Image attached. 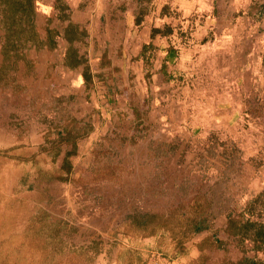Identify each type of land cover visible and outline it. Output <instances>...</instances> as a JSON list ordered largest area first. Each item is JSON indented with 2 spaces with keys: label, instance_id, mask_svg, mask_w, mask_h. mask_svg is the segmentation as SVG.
Wrapping results in <instances>:
<instances>
[{
  "label": "rangeland",
  "instance_id": "1",
  "mask_svg": "<svg viewBox=\"0 0 264 264\" xmlns=\"http://www.w3.org/2000/svg\"><path fill=\"white\" fill-rule=\"evenodd\" d=\"M164 2L0 0V264H264L217 226L223 214L226 227L239 218L264 182V0H217L215 19L234 20L215 45L227 55L205 47L210 37L193 42L188 28L172 75L154 80L141 31L149 13L157 23L178 17ZM69 21L85 32L75 47L88 81L83 66L62 64ZM50 37L55 45L39 48ZM137 42L140 68L126 77ZM219 62L225 72L213 69ZM118 99L119 120L92 156L87 139L79 153L75 136L89 131L102 101L113 108ZM173 213L200 229L139 235L148 216Z\"/></svg>",
  "mask_w": 264,
  "mask_h": 264
},
{
  "label": "crops",
  "instance_id": "2",
  "mask_svg": "<svg viewBox=\"0 0 264 264\" xmlns=\"http://www.w3.org/2000/svg\"><path fill=\"white\" fill-rule=\"evenodd\" d=\"M135 1H138V0H135ZM216 1L217 0H165L164 3H168L166 5H169L170 7L172 6L173 10L178 12V17L176 14H175V17L165 16V19L160 20L159 23L153 21V15L155 13L154 12L149 13V15L151 16H147V18L143 22L142 24L143 30L141 31V34L145 33L143 35L147 36L143 40L142 46H148L150 56L146 58V61L149 63V67L151 68V74H153L154 80L158 79V77L161 75L162 77H165V76L170 77L172 75V72L170 69L167 68V65L171 66V64H173L175 60H181L180 53L182 51V43H180L181 40L179 38L180 32L186 31L188 28H190V31L191 32L193 31V33H190L189 35L190 36L195 35V39H192L193 42L194 40L198 39L201 35H204L205 38L210 37V38H206V40L204 39L205 40L204 42L207 44L205 47H210L212 52L216 51L215 50L216 43L218 44L216 47H219L220 40L224 37H227V36L229 37L230 33L228 32V30L229 28H233L232 24L234 23V20L233 19L225 20L222 18L215 19L214 12H219V8H217L216 6ZM233 4H235V1L233 2ZM160 9H161V6L157 8L158 13L160 12ZM131 14L133 13H132V10L130 9L125 14V17L127 20L130 18ZM193 17H195V20H193ZM205 18L207 21H202V19H205ZM165 26H168L171 29V31L168 34L157 33V34L152 35L151 31L153 29L162 30ZM182 38H183L182 42L187 40L185 39L187 38V35H183ZM138 45L139 43L137 42L135 46V53L133 51L132 54L125 55V56H129L127 65L123 67V71H122L123 75H125L126 77L129 72L128 70L129 67H131L133 71H137L140 68V62L138 61V57H139L141 48ZM221 51L217 50L216 51L217 53L215 52L217 56H224V55H227L228 53L226 51L225 52H221ZM40 58L42 59L45 57L40 56ZM218 64L217 66L213 67V69H217V71L225 72L226 70L223 68L224 66H220L221 62H219ZM216 74L217 73H215V75ZM227 74L228 75L231 74L233 76V68H231V70H229ZM227 74L221 72V77H223L222 83L224 84L229 82ZM211 81H214V78ZM220 88L221 90L228 89V87L227 88L220 87ZM222 95H225V94H222ZM222 95L219 94L217 96V99L221 101L222 104H225L227 106L226 99H228L229 96L224 97ZM103 103L104 105L102 107L103 109L101 110L100 115H98L96 118L94 117L91 118L90 120L91 125L89 124L88 126L89 131L86 134L78 133V135L75 136L74 140H78V141H74V145L77 146L76 148L78 149L79 153L82 152V148L80 147V144H82L81 140L84 141L85 139H87L89 141L88 145L90 148L89 155L92 156L93 148L97 145V141H99V139L102 138V136L106 135L108 126H110L112 123H115L116 121L119 120L120 116L115 114L117 111L116 107H121L123 105V100L118 99L117 101L113 102L115 104L113 108L108 105L107 100L102 101V104ZM231 106H234V103ZM228 118L229 117L227 116L226 119ZM226 119L214 120V123L221 124V123L227 122ZM215 126L216 125L211 124V128L214 129ZM209 133H212V134L218 135V137H224V138H226L228 134L232 138L231 136L232 134L228 132L224 133L222 131L216 130V131H211ZM157 135H161V134H157ZM138 145L140 146V141L138 142ZM73 169L76 170V167L75 168L73 167ZM263 188H264V182L263 184H261V187L259 190L261 191ZM245 203L246 201H244V204ZM244 204L239 206L241 207L239 208L240 212L242 211ZM237 205H238V202H236V206ZM227 217H228L227 214H223L219 217L221 221L219 222L217 226L219 227L218 230H220L222 233L225 232V228H226V225H223L224 222L222 220L227 219ZM226 237H232V236H229V234H226ZM232 238H237V237H232ZM244 241L247 242L248 244L249 251L247 252V254H249L248 255L249 258L252 257L250 253L254 251L257 253V255L258 253H261L263 256V260H264V241L256 242V243L250 241L249 239L248 240L246 239ZM200 255L201 253L197 249L192 250L190 253L191 258H198Z\"/></svg>",
  "mask_w": 264,
  "mask_h": 264
},
{
  "label": "trees",
  "instance_id": "3",
  "mask_svg": "<svg viewBox=\"0 0 264 264\" xmlns=\"http://www.w3.org/2000/svg\"><path fill=\"white\" fill-rule=\"evenodd\" d=\"M143 1V0H138ZM139 21H137L138 25ZM171 29L168 26H165L162 30L153 29L152 35L154 34H168ZM85 35V32L80 29L78 24H75L71 21L67 23L64 28L62 39L67 43V48L62 58L63 66L77 70L83 66V76L88 81L89 69L86 66V60L84 54L80 53V50L75 47V44L81 41V38ZM53 38H49L47 42H41L39 48H43L45 45L52 47L55 45ZM214 135V134H213ZM213 137V136H211ZM220 138V137H218ZM71 138H67L68 142ZM63 164L69 165L64 159ZM260 205L263 208H260ZM225 211L220 210L215 217L223 214ZM257 216L258 218L264 216V188L257 193L255 199L251 200V197L247 199L242 211L239 213V218H231L227 222V233L229 236L237 237L240 240H250L254 243L264 241V222H252V218ZM244 217L246 220H243ZM138 225V224H137ZM201 221L195 223H189L187 218L181 217L176 214H171L169 216L154 214L148 216L143 224H139L137 227L140 230L139 235L142 237L153 236L157 231H169L173 232L176 230L185 229L189 230L192 233H196L200 229ZM237 264H250L248 260H241Z\"/></svg>",
  "mask_w": 264,
  "mask_h": 264
}]
</instances>
